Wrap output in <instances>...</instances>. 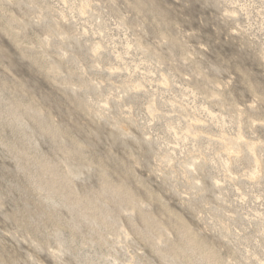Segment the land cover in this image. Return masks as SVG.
I'll return each instance as SVG.
<instances>
[{
    "label": "rangeland",
    "instance_id": "374dc122",
    "mask_svg": "<svg viewBox=\"0 0 264 264\" xmlns=\"http://www.w3.org/2000/svg\"><path fill=\"white\" fill-rule=\"evenodd\" d=\"M0 264H264V0H0Z\"/></svg>",
    "mask_w": 264,
    "mask_h": 264
}]
</instances>
